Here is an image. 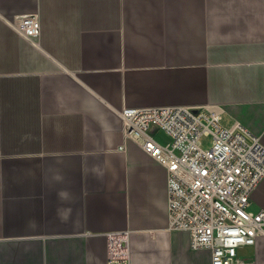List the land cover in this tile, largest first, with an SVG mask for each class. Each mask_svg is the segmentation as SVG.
I'll return each mask as SVG.
<instances>
[{
	"label": "crops",
	"instance_id": "obj_1",
	"mask_svg": "<svg viewBox=\"0 0 264 264\" xmlns=\"http://www.w3.org/2000/svg\"><path fill=\"white\" fill-rule=\"evenodd\" d=\"M155 106L213 107L264 142V0H0V264H108L111 231L129 264H213L169 229L167 172L125 134L123 107ZM233 264H264V232Z\"/></svg>",
	"mask_w": 264,
	"mask_h": 264
},
{
	"label": "built area",
	"instance_id": "obj_2",
	"mask_svg": "<svg viewBox=\"0 0 264 264\" xmlns=\"http://www.w3.org/2000/svg\"><path fill=\"white\" fill-rule=\"evenodd\" d=\"M35 41L40 19L25 14L13 24ZM126 136L139 141L167 172L170 230H183L193 249H209L213 264H233L242 245H254L264 232V210H252L250 197L264 179V142L241 122L224 127L220 110L185 106L123 107ZM162 131L167 141L153 135ZM211 146L203 147V137ZM108 264H129V233L106 234Z\"/></svg>",
	"mask_w": 264,
	"mask_h": 264
},
{
	"label": "rangeland",
	"instance_id": "obj_3",
	"mask_svg": "<svg viewBox=\"0 0 264 264\" xmlns=\"http://www.w3.org/2000/svg\"><path fill=\"white\" fill-rule=\"evenodd\" d=\"M203 147L205 148H208L211 146V142H212V139H211V136H204L203 138Z\"/></svg>",
	"mask_w": 264,
	"mask_h": 264
}]
</instances>
